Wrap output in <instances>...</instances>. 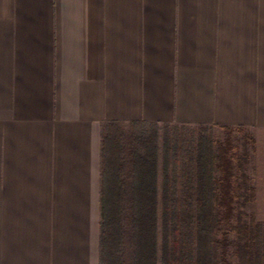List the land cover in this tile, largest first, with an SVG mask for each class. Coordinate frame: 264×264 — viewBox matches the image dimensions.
Returning <instances> with one entry per match:
<instances>
[{"label":"crops","instance_id":"obj_1","mask_svg":"<svg viewBox=\"0 0 264 264\" xmlns=\"http://www.w3.org/2000/svg\"><path fill=\"white\" fill-rule=\"evenodd\" d=\"M264 134V0H0V264H101L114 123Z\"/></svg>","mask_w":264,"mask_h":264},{"label":"rangeland","instance_id":"obj_2","mask_svg":"<svg viewBox=\"0 0 264 264\" xmlns=\"http://www.w3.org/2000/svg\"><path fill=\"white\" fill-rule=\"evenodd\" d=\"M104 139L102 264H136L133 221L138 179H156L161 198L162 183L167 179L173 185L177 180L182 186L201 153L214 161L218 178L232 180L235 196L233 210L221 212L215 227L217 259L221 264H264V134L241 127L136 123L113 125ZM183 192L181 187L177 193L169 190L176 196ZM158 219L160 245L162 207ZM147 239L153 235L148 233ZM147 246L146 258L153 264Z\"/></svg>","mask_w":264,"mask_h":264},{"label":"trees","instance_id":"obj_3","mask_svg":"<svg viewBox=\"0 0 264 264\" xmlns=\"http://www.w3.org/2000/svg\"><path fill=\"white\" fill-rule=\"evenodd\" d=\"M142 123V122H141ZM144 124H149L143 122ZM118 125L119 123H114ZM189 179L179 185L169 180L162 183L163 195L159 197L160 183L154 179L149 182L140 177L136 182L134 197V236L136 242V264H151L146 258V248L150 245L153 264H219L217 259L215 227L221 212H231L235 202L232 195V180L216 176L215 163L206 159L204 154L191 163ZM179 187L183 194L176 196L169 193L173 188L177 193ZM105 178L102 192V232L105 216ZM162 207V238L158 243V212ZM224 210V211H221ZM152 220L150 224L149 221ZM173 221V223H172ZM148 233L153 235L147 239ZM157 258L159 262L157 263ZM221 264V263H220Z\"/></svg>","mask_w":264,"mask_h":264}]
</instances>
